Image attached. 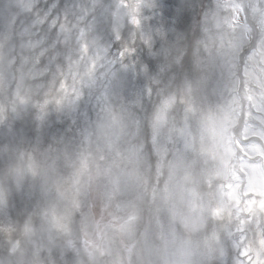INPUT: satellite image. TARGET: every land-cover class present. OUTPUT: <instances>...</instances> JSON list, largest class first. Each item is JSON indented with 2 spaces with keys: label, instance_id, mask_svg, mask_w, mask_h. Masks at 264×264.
<instances>
[{
  "label": "snow or ice",
  "instance_id": "1",
  "mask_svg": "<svg viewBox=\"0 0 264 264\" xmlns=\"http://www.w3.org/2000/svg\"><path fill=\"white\" fill-rule=\"evenodd\" d=\"M34 7L43 11L9 4L0 13V224L25 234L51 225V239L55 229L68 232L60 213L74 208L79 230L71 251L48 249L47 264H81V233L87 247L90 227L102 239L136 223L142 205L160 224L158 188L149 196L143 179L133 178L141 159L157 183L167 176V191L180 177L173 181L162 162L215 167L203 159L205 130L227 120L240 164L229 178L233 210L214 223L215 246L200 264H264V185L251 177L253 167L264 168L254 157L258 144L264 154V0H213L195 19L184 0L174 23L161 16L155 25L161 0H44ZM134 82L140 87L129 102L124 91ZM86 97L95 101V120L85 112L77 135H50L53 114L75 126ZM222 184L209 180L202 202L222 203ZM177 199L164 209L169 227ZM18 255L6 243L0 264H17ZM25 261L36 264L30 253Z\"/></svg>",
  "mask_w": 264,
  "mask_h": 264
},
{
  "label": "rangeland",
  "instance_id": "2",
  "mask_svg": "<svg viewBox=\"0 0 264 264\" xmlns=\"http://www.w3.org/2000/svg\"><path fill=\"white\" fill-rule=\"evenodd\" d=\"M43 2L44 0H0V13H3L5 7L10 4L12 11H23L29 6H33V12L31 14L35 15L37 12H42L43 8H35L34 6L42 4ZM181 2H184V0H161V11L157 13L156 17L150 23L153 25L159 24L161 16H163L164 20L169 24L174 23L175 15L178 11L177 4ZM187 2L192 8V17L195 19L198 13L212 3L213 0H187ZM5 54L4 48L0 47V70H2L3 67L2 61ZM139 87L140 84L134 82L132 86L125 89L124 95L129 102L133 100L134 91ZM85 112L88 114V118L95 120L96 105L94 99L86 97L85 101L82 102L81 114L76 117L77 122L75 126H73L70 118H57L56 115L53 114V122L49 134L67 136L68 138L77 135L78 130L83 128L86 124V118L83 115ZM5 135V130L0 129V139H4ZM216 140L217 138L213 140L207 139L206 141L214 144ZM218 142L222 149H226L228 145L227 133L222 135V140ZM204 154L205 153H203V155ZM164 165L165 164L162 162V166ZM193 169L195 170L184 168L188 181L191 183L207 185L202 178V166ZM136 172L133 175H135ZM188 172L190 174H188ZM207 175L211 181L218 179L221 180L223 178V172L219 174L208 172ZM148 193L150 196L151 192L149 190ZM234 194L225 195L220 192V189H218L217 195L222 201V203L216 205L220 210L221 217L219 220H223L226 215L231 214L233 210L231 207V198ZM156 196L158 202L159 188L156 192ZM176 205H178L180 209L173 207L171 215L174 217V224L171 227L168 226L169 214L165 213V221H160V224H157L154 221H137L134 224L127 225L122 234L123 238H117L116 236H113V233L111 232L103 234L102 239L106 243V251L111 253L106 257L108 264H123V256H125L127 246L134 247L135 252L148 249L152 255V264H187L184 263V261H188L190 264L191 257L195 259L196 264H200L206 254L215 246V240L213 239L212 233L216 221H211V219L210 221L212 223L210 224V221H208L205 225V222L201 221L198 216L191 212V199L187 195L180 197L176 201ZM70 210L73 211L75 209L69 208L66 212L60 213V216L67 218L68 232H60L58 229H55L54 231L57 232L55 238L59 239L58 242L55 238H49V228L51 225H42L35 232L25 234L22 230H9V226L0 224V260H3L4 258L3 248L7 243L16 247L18 250L19 255L17 258V264H26L25 253H30L31 259L35 261L36 264H47L48 249H51L54 253L65 251L66 246L68 247L69 245V241H75L76 234L79 230V224L76 220L78 217L74 220L71 214L72 211ZM161 226L164 227L162 228ZM43 229L47 231L44 234H42ZM145 230H148V242H145L144 239ZM87 237H91V227L88 229ZM99 238H101V233ZM174 239H179L183 243H187V247L182 250L179 246L173 243ZM232 253L233 252H231L229 256L230 260L235 259V257L232 256ZM84 255L85 253L81 250L79 257L81 264H91V259H84Z\"/></svg>",
  "mask_w": 264,
  "mask_h": 264
}]
</instances>
